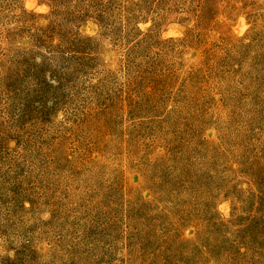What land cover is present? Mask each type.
<instances>
[{
  "label": "rangeland",
  "instance_id": "rangeland-1",
  "mask_svg": "<svg viewBox=\"0 0 264 264\" xmlns=\"http://www.w3.org/2000/svg\"><path fill=\"white\" fill-rule=\"evenodd\" d=\"M0 264H264V0H0Z\"/></svg>",
  "mask_w": 264,
  "mask_h": 264
}]
</instances>
